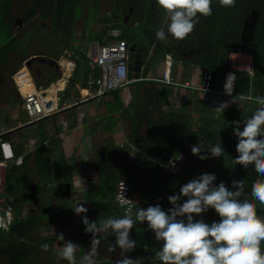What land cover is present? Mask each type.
Segmentation results:
<instances>
[{
  "label": "trees",
  "instance_id": "16d2710c",
  "mask_svg": "<svg viewBox=\"0 0 264 264\" xmlns=\"http://www.w3.org/2000/svg\"><path fill=\"white\" fill-rule=\"evenodd\" d=\"M81 2L82 0H39L36 8L39 16L49 18L54 27L65 17L71 19L73 25L84 9ZM8 6H10V0H1L0 60H3L8 52L16 49L21 50L24 54L27 52L25 51L27 36L24 35L25 41L17 40L8 31L1 29L5 9ZM211 7L212 15L205 17L198 14L199 22L186 39L176 40L168 35L167 41L172 52L171 40L173 38L179 75L180 71L184 70L187 65L191 68L197 67L200 72L202 70H217L219 73H223L229 68L230 53L243 51L253 54V76L250 78L246 72L236 71L234 94L235 96L243 94L245 97L243 99L245 108L242 120L238 119L236 107L232 103H228L224 113L218 116L214 109L224 102H216V107L213 109H207L202 105L196 116L190 113L186 108L188 105L185 103L182 110L171 115L168 126L165 115L159 116L154 120V123L150 124L147 121V130L141 132L143 139L131 159H129V149L117 148V157L119 154L125 155L128 160L115 169L114 152L108 149L102 155L97 171L100 200L92 202L91 209L87 212L89 223L107 217L123 216L120 208L115 203L116 186L121 178L128 183L130 196L134 199L138 198L136 209L159 204L163 210L167 211L172 207L168 197L178 194L183 184L197 179L205 173L215 174L214 185L218 186L223 181L225 186L233 191L235 188L230 185V182L234 179L237 181L243 180L245 182L244 192L250 194L252 182L257 178L258 173L255 171L254 165L250 164L247 168H244L233 163V158L238 155L236 145L239 141L233 134L235 125L231 122L239 121V130L243 131L244 119L251 116L255 109L261 107L255 102V97L264 96V0H235L233 7H222L219 5L218 0H212ZM130 9H132V12L129 15ZM251 9L259 11V18L254 39L252 42L244 43L240 39L241 29L244 17ZM124 14L129 15L127 22L123 21L126 16ZM165 15V11L158 7L156 0H116L110 16L100 14L97 6H95L93 10L89 11V16L85 19L84 24L88 27L89 41L105 44L113 39H123L128 47L130 44H135L136 51L142 53L143 58L152 48L151 60H159L164 58L166 47L164 41L156 38V31L162 27ZM118 17H121L120 20H118ZM100 18H106L108 22L106 24L98 23ZM89 22L91 23L89 24ZM93 22L95 26H92ZM116 28L120 30V34L117 37L111 36L110 30ZM79 58L81 61H86L83 53ZM30 60H28V65ZM80 60H75L77 66ZM151 60L144 69L143 77H147L146 72ZM41 65L45 68L44 64ZM48 68L49 70L42 78H40L41 72L36 73L31 70L38 85L46 87L59 77L54 74V69L51 66ZM2 77V74H0V80H2ZM73 79L74 76H71L69 82H72ZM143 82H148L147 92L157 93L159 91L162 94V100L167 102V92L164 89L156 88L154 81L145 80ZM208 93L213 94L212 92ZM153 96L151 103L156 107L160 99L155 94ZM187 101L189 103L190 98ZM249 102L253 105V108L250 105L248 106ZM159 105L161 107V103ZM11 133H4L1 137L10 141L9 135ZM55 141L53 140V144H58ZM200 141H204V146L201 148L199 155H193L191 148L192 146H199ZM218 143L221 144L225 152L222 157H218V166L214 168L210 162H207V159L201 160L199 156L207 157L211 155L209 145ZM14 147L16 154L22 151L21 144ZM32 154L35 155L36 161L44 158L42 163L46 165L50 179H54L60 185L70 183L72 187L70 167L61 151L57 152L53 164H50L47 147L44 145L35 148ZM27 158L24 159L23 164L27 161ZM153 158L154 161L151 162ZM173 162L174 167L172 166ZM117 163H119L118 158ZM23 164L12 165L6 171L5 189L6 192L14 195L15 216L14 221L7 230H0V264H39L38 258L41 252L38 244L31 241V235L42 228L48 219L46 217L51 215L50 210L46 209L39 214L23 218L18 215L20 207L31 198L29 194L23 192L30 171H24ZM21 192L23 193L20 196H16ZM243 198L242 196L241 199ZM254 203L257 205L258 215L264 217V205H260L255 201ZM66 204L68 203L66 202ZM83 216L84 214H80L74 234L80 251V257L77 259L78 264L80 258L84 255L85 247L91 249L93 239V233H87L84 230ZM200 218H203L208 224L219 220V216L213 209L203 213L202 217L194 216V219ZM133 219H135V216ZM96 235L100 240L97 249L98 255L94 257L97 264H114L115 261L119 260L121 253L118 246L115 247L116 251H108L110 244L116 245L115 233L109 229L107 233L100 232ZM54 237L53 235H45L39 240L40 244L47 243L50 246L49 251L42 250L45 258L41 264H68L62 258H59V262H56V253L52 249ZM129 239L136 241V247L132 251L122 252L120 260L129 257L138 260L139 264H160L159 261L154 259V255L155 250L162 246V242L156 241L155 233L148 229L146 222L140 223L137 221L134 228L130 230ZM262 249H264V244H262Z\"/></svg>",
  "mask_w": 264,
  "mask_h": 264
},
{
  "label": "clouds",
  "instance_id": "9594fccd",
  "mask_svg": "<svg viewBox=\"0 0 264 264\" xmlns=\"http://www.w3.org/2000/svg\"><path fill=\"white\" fill-rule=\"evenodd\" d=\"M158 7L166 14V28L156 31V38L165 41L168 35L176 40L186 39L199 22L198 14L212 15V0H156ZM222 7H233L235 0H218ZM233 74H229L230 78ZM227 78V79H228ZM243 94L233 97V101L243 100ZM261 105L251 116L244 119L243 131L239 130V121H233V134L238 138L233 163L247 168L254 165L258 173L252 182L250 194L244 192L245 182L233 180L235 190H229L222 181L218 186L213 184L215 174H202L180 187L178 194L168 197L172 205L167 211L159 204L128 208L122 217H107L89 223L88 209L79 204L73 210L77 215L84 214L85 232L93 233L90 251L83 255L79 264H97L94 259L98 255L100 240L97 233H107L109 229L116 235V245H109L113 252L118 246L122 252L135 249L136 241L129 239L130 230L136 222L147 223L149 230L155 233V239L162 246L155 250L154 259L160 264H264V217L258 215L257 205H264V96L255 97ZM228 102L221 103L214 111L224 113ZM204 141L199 146H192L193 155H199ZM213 157H222L225 150L221 144L209 145ZM201 160L206 156H199ZM174 167V162L172 163ZM244 197L241 199V197ZM213 209L219 216L218 221L208 224L201 216ZM133 215L135 219H133ZM56 240L63 242L58 255L68 264H78L76 252L78 244L71 240L64 242V235H55ZM43 251H49L47 243L41 245ZM114 264H139L129 257L115 261Z\"/></svg>",
  "mask_w": 264,
  "mask_h": 264
},
{
  "label": "crops",
  "instance_id": "0c3cea01",
  "mask_svg": "<svg viewBox=\"0 0 264 264\" xmlns=\"http://www.w3.org/2000/svg\"><path fill=\"white\" fill-rule=\"evenodd\" d=\"M76 59L80 60V58L77 57L65 62L68 63V65L66 68L64 67V71L61 66V75L67 74L68 81L63 91L59 92L60 97H70L75 104L68 108L61 109L48 117L33 121L32 123L27 122V120L24 122L19 121L17 122L18 125H13L11 129L14 130L11 131L12 133L9 135L10 142L16 146L20 143L14 144L11 141L12 135L23 130L21 136L28 144L31 143L29 145L24 142L21 144L22 151L19 154H23L24 159L27 158V156L29 158L33 150L40 145L47 147L50 160H54L58 151L63 153L70 167L72 187L71 197L69 199H64L68 201V204L60 205V202H58L59 204L55 208L58 213H62L63 211L66 213L68 209L73 210L79 203L90 210L92 202H98L100 200L97 171L98 163L101 161L102 155L108 149L114 152L115 169L128 160L125 155L122 156L119 154L117 157V148H122L124 150L129 149V159H131L133 153L138 150L140 141L143 139L141 132L147 130V121L151 124L154 123V120L159 118V116L165 115V121L168 126L171 115L174 112L182 110L185 103L188 105L186 108H188L190 113L196 116L202 105L207 109H213L216 107L217 102L213 94L208 92L204 93L198 89L202 81L201 72L197 67H193L196 72L192 77L188 74L179 78V71L175 63L174 79L178 81L179 85L169 86L159 82L158 78H160L163 70L162 60L161 70H159V66H157L158 70L155 76L143 77L147 63L140 76L141 80L134 82L145 80L154 81L156 88H162L167 92V102L162 100V94L159 91H157V93L146 91L148 82H145V84H136L135 86H131L134 82H129L127 85L119 88L121 93L117 94L118 96L114 99L113 105H109V108L100 109L99 107H90L89 104H94L96 101H99L98 104H100L102 98H84V91L86 92L84 77L89 68L87 61L80 60L77 66ZM190 68L191 66L187 65L184 67L185 71H183L186 73ZM71 76H74V79L72 82H69ZM60 77L61 76L53 82H56ZM191 81L196 85L191 86ZM51 92H54V89ZM71 92H73V95ZM64 93H68L69 95L65 96ZM152 94H155L160 99L156 107L151 103ZM188 98H190L189 103L187 101ZM232 101L233 99L226 98L223 102L232 104L237 102ZM238 101L244 102L243 100ZM159 103H161V107ZM162 104H166L169 109L165 111L162 108ZM249 104L251 105L250 102ZM40 121L45 122V129L43 132L35 133L32 126ZM53 140H56L55 142L58 144L54 145ZM56 150L58 151L56 152ZM32 157L36 160L34 154H32ZM28 158L26 159L27 161ZM117 158L119 163H117ZM27 161L24 162V167H26ZM153 161L154 158L151 162ZM60 187L56 189V193ZM56 200L60 201V198L56 197ZM54 211L50 210L51 215ZM79 219L80 215L76 214V218H74V222L72 221L71 226L73 243L75 244H77L74 238L75 226ZM85 249L84 255L90 251V249H87V246ZM79 257L80 251L78 248L76 259Z\"/></svg>",
  "mask_w": 264,
  "mask_h": 264
},
{
  "label": "rangeland",
  "instance_id": "374dc122",
  "mask_svg": "<svg viewBox=\"0 0 264 264\" xmlns=\"http://www.w3.org/2000/svg\"><path fill=\"white\" fill-rule=\"evenodd\" d=\"M115 1L116 0H82L81 5L84 9L80 17L74 21L73 25L71 19L65 17L58 22L57 26L54 27L49 18H41L39 16V12L36 8L39 0H10V6L5 9L4 20L1 25V29L8 31L17 40L25 41L27 39V44L25 45V51L27 52L26 54H24L21 52V50L16 49L8 52L4 59L0 60V74H2L3 76L2 80H0L1 123H4L8 127H12L19 121L24 122L25 120H27L22 109L20 108V100L17 98L11 83V75L14 70L20 65V62L26 57L30 58V69L36 73L41 72L40 78L44 77L46 71L49 70V66L54 69V74L56 76H61L60 68L62 67L59 65V62L57 63V61L60 59H65L61 58L64 52L71 49H78L81 46H85V44L89 41L88 27L84 24L85 19L89 16V11L93 10L94 7L97 6L98 12L100 14L110 16L113 12ZM86 9H88L89 11H87ZM17 18L21 19L22 21L20 29L15 24V20ZM120 18L121 17H118V20H120ZM90 23L91 22H89V24ZM92 26H95L94 22L92 23ZM162 27H164L165 31L167 32L166 15L163 19ZM115 30H117V28ZM111 31L112 30H110V33ZM24 35L27 36L26 39L24 38ZM164 44L167 52L170 48L167 40L164 41ZM173 49L174 46L172 45V52ZM80 53L81 52L78 53L79 57L82 54ZM162 60L163 59L151 60L146 72V76H155L156 71L158 70L157 66H159L158 68L159 70H161ZM41 64H44L45 68ZM62 70L64 71L65 68L63 67ZM194 70V68H190L186 73L184 72L185 70H182L180 71V75L178 76L180 78L183 75L185 76L189 74V76L192 77L196 72ZM136 84H145V82H134L131 84V86H135ZM190 85L195 86L196 84L192 83L191 81ZM120 93L121 90L116 89L101 96L102 101L100 102V104H98L99 101H96L94 104L90 103L89 106L99 107L100 109H107L109 108V105H113L114 99L118 96L117 94ZM71 94L73 95V92H71ZM64 95L68 96L69 94L64 93ZM234 104L237 110L236 115L238 116L239 120H242L245 103L237 101ZM249 105L250 104L248 103V106ZM250 107L253 108V105H250ZM162 108L165 111L169 109L167 108L166 104H162ZM32 127L35 133L43 132L45 129V122L40 121L39 123L34 124ZM22 132L23 130H20L12 135L11 141L14 144H23V142L25 144H28L27 141L21 136ZM207 157H209L207 158V162H210L212 167L215 168L218 166V157H213L212 154L208 155ZM43 159L41 158L40 160L36 161L32 157V154L28 158L26 167H24L23 170H30L29 179L23 192L29 194L31 198L18 210V215L20 216V218L39 214L44 209L51 211L56 210L54 211V213H52V215H50V217H46L48 218L46 220V224L31 235V241L34 244H38L41 252L40 257L38 258V260L40 261L39 264L44 262L43 259L45 258V254L41 249L42 244L39 243V240L45 235L55 236L63 233L64 242H67L69 240L73 242L71 226L72 221L74 222V218H76V213L73 212L72 209L66 210V213L65 211H63L62 213H58L57 209H55L59 204L58 202H60L61 205L66 204V202L68 201L62 199H60V201L56 200V189L61 185L54 181V179H50L48 177L46 165L42 163ZM50 164H53L52 159L50 160ZM23 192L17 194L16 196H20ZM136 204H138V198H136ZM62 244L63 242L57 241L55 236L52 249L56 253V262L59 260V258H61L57 253L59 247L62 246Z\"/></svg>",
  "mask_w": 264,
  "mask_h": 264
},
{
  "label": "built area",
  "instance_id": "2783aa9c",
  "mask_svg": "<svg viewBox=\"0 0 264 264\" xmlns=\"http://www.w3.org/2000/svg\"><path fill=\"white\" fill-rule=\"evenodd\" d=\"M119 34V30L115 29L110 33L114 37H117ZM171 43L174 46L173 38ZM79 52L85 55L89 68L84 77L86 90L84 98L101 97L130 82L127 77L128 46L125 40L113 39L105 44H100L97 41H88L85 46L65 51L61 57L65 59L59 58L60 60L57 63L59 62L60 66L66 68L68 63L65 62L79 57ZM151 56L152 48H150L146 57L143 58V68L150 61ZM29 59L23 60L11 75L12 86L17 98L20 100V106L27 117V122L37 121L61 109L74 105L75 102L70 97L64 98L59 95V92L63 91L68 77L62 74L56 82L46 87L38 85L28 65ZM175 63L174 49L173 52H170L169 48L163 58V70L160 78H158L159 82L169 86L179 85L178 81L174 79L172 71V69H175ZM237 70L246 72L250 78L253 76V54L251 52L240 51L230 53L229 68L220 74L216 89L210 91L208 83H204L203 81L198 89L204 93L212 92L217 102H223L226 98H233L235 96L234 86ZM229 74L233 75L228 78ZM59 82L62 84L61 87L56 86ZM53 89L54 96L51 95ZM11 128L13 126L8 127L0 122V230L2 231L7 230L11 226L15 216L14 195L6 192L5 189L6 171L12 165H22L24 161V155L16 154L14 145L9 140L1 137ZM232 181L230 185L234 187ZM129 191L130 188L126 180L123 178L118 180L115 203L123 215L128 208H133V210L136 208V201L130 196Z\"/></svg>",
  "mask_w": 264,
  "mask_h": 264
},
{
  "label": "water",
  "instance_id": "95a60500",
  "mask_svg": "<svg viewBox=\"0 0 264 264\" xmlns=\"http://www.w3.org/2000/svg\"><path fill=\"white\" fill-rule=\"evenodd\" d=\"M132 9L129 11V15L131 14ZM129 15H126L123 18L124 22H127ZM259 18V11L255 9H251V11L244 17L243 25L241 29L240 39L244 43L252 42L255 35V28ZM107 19H99L98 23H106ZM15 24L18 28H21L22 21L17 18L15 20ZM127 68H128V79L130 82L141 80V74L143 71V54L136 51L135 44H130L128 47V55H127ZM220 74L217 70L212 71H201V81L204 83H208L210 91H214L217 87V83L220 77ZM37 84V83H36ZM32 123V122H30ZM16 129V128H15ZM11 129L8 132L13 131ZM56 197L60 199H69L71 197V185L70 183H64L57 191Z\"/></svg>",
  "mask_w": 264,
  "mask_h": 264
},
{
  "label": "bare ground",
  "instance_id": "6f19581e",
  "mask_svg": "<svg viewBox=\"0 0 264 264\" xmlns=\"http://www.w3.org/2000/svg\"><path fill=\"white\" fill-rule=\"evenodd\" d=\"M66 75H67V74H66ZM66 75H65V76H66ZM57 85L60 86V87L62 86V84H61L60 82H59L58 84H56V86H57ZM84 94H86L85 91H84ZM51 95L54 96V93L52 92Z\"/></svg>",
  "mask_w": 264,
  "mask_h": 264
}]
</instances>
